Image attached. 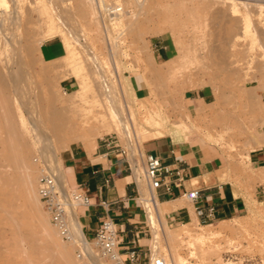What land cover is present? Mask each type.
Returning a JSON list of instances; mask_svg holds the SVG:
<instances>
[{"label": "rangeland", "instance_id": "374dc122", "mask_svg": "<svg viewBox=\"0 0 264 264\" xmlns=\"http://www.w3.org/2000/svg\"><path fill=\"white\" fill-rule=\"evenodd\" d=\"M91 1L0 0V264H81L78 250L92 264H116L101 258L95 239L88 240L86 250L79 242L62 240L42 203L30 194L34 188L39 197L38 181L45 175L67 186L61 177L66 151L74 144L92 147L99 133L100 139L118 141L128 151L142 191L151 192L143 164L145 148L140 152L138 146L171 131L178 136L170 137L175 143L220 156L221 180L233 183L253 205L240 219L213 224L195 220L196 235L214 231L211 243L219 247L204 261L191 256L187 243L178 246L172 241L180 226L168 225L161 216L166 237L149 223L152 236L142 242L147 264L155 235L163 240L151 254L168 264H178V255L169 249L174 247L189 264H212L237 246L263 254L264 202L255 195L264 192V168L253 170L248 159L264 139V0ZM117 6L123 9L117 16L108 14ZM87 7L98 13L95 21ZM172 16H178L177 23ZM246 24L257 39L253 32V38L242 37ZM242 27L246 29L237 33ZM70 32L77 34L78 44L65 41ZM51 40H61L66 54L45 61L40 47ZM155 46L168 48L167 57L155 58ZM172 58L175 62L165 65L168 69L162 65ZM132 77L143 82L141 92L134 90ZM69 78L76 85L67 90L64 81ZM105 89L112 95L120 125L128 130L117 124L120 129L109 131L114 121ZM181 205L191 206L185 201ZM46 219L49 237L41 233ZM68 222L71 226L69 212ZM63 245L65 256L58 250ZM120 251L123 264H130Z\"/></svg>", "mask_w": 264, "mask_h": 264}, {"label": "crops", "instance_id": "0c3cea01", "mask_svg": "<svg viewBox=\"0 0 264 264\" xmlns=\"http://www.w3.org/2000/svg\"><path fill=\"white\" fill-rule=\"evenodd\" d=\"M168 51L166 47L155 46V58H166ZM65 54V45L61 40L45 41L40 47V55L45 61L59 60ZM131 81L136 92L143 90L142 81L134 80V77ZM64 82L67 90L76 85L72 78ZM111 142L100 139L95 148L77 144L70 146L63 158L61 177L70 189L84 186L91 199V205L78 208L77 213L75 211L85 238L94 240L102 222L108 218L119 232L122 242L120 250L135 244L145 252L137 264H147V250L142 242L151 235V227L140 180L135 178L128 151L123 148L126 154H122ZM151 146L153 149L149 150ZM144 148V156H158L170 169L181 167L184 170V182L176 183L172 193L164 189L152 192L164 207L163 217L168 225L181 226L191 223L193 218L200 222L196 214L199 207L207 209L213 206L217 221L241 218L247 209L249 211L251 202L247 203L245 196L235 189L233 183L221 180L223 160L212 151L175 143L172 138L147 141ZM248 163L253 170L264 168V144L250 153ZM195 179L198 182L195 183ZM193 190L200 192V200L191 202L183 197L185 192ZM255 198L264 202V192L257 191ZM182 201L191 206L181 205ZM103 202H106V206L102 205Z\"/></svg>", "mask_w": 264, "mask_h": 264}, {"label": "built area", "instance_id": "2783aa9c", "mask_svg": "<svg viewBox=\"0 0 264 264\" xmlns=\"http://www.w3.org/2000/svg\"><path fill=\"white\" fill-rule=\"evenodd\" d=\"M107 12L110 15L116 14L113 9L107 10ZM111 143L114 144L115 148L120 149L122 154H126V150L120 146L118 141L113 140ZM143 164L145 178L152 192L164 189L170 194L173 192V186L176 183L184 182L183 168L170 169L169 166L164 165L162 159L158 156H144ZM38 194L60 238L66 242H71L72 233L68 222V212L74 208L77 213L78 208L91 205V199L87 195L85 187L79 186L75 189H70L68 186L61 187L54 176L45 175L41 176L38 181ZM183 197L188 201L195 202L200 200L201 195L198 190H193L185 192ZM102 205L106 206V202H103ZM196 214L201 219L200 224H213L217 222L215 208L213 206H208L207 209L199 207L196 209ZM95 241L100 256L103 259L114 258L118 254L117 251L120 250L119 248L122 244L116 225L108 218L102 222L101 228L96 233ZM148 251L150 252L148 264H167L166 260L159 256H156L153 261L151 250L148 249ZM120 252L124 253L130 264H137L141 255H145V252L135 244ZM77 257L81 264H92L87 261V257L80 250L77 251ZM212 264H264V253L253 254L244 252L237 246L225 252L219 260H216Z\"/></svg>", "mask_w": 264, "mask_h": 264}, {"label": "bare ground", "instance_id": "6f19581e", "mask_svg": "<svg viewBox=\"0 0 264 264\" xmlns=\"http://www.w3.org/2000/svg\"><path fill=\"white\" fill-rule=\"evenodd\" d=\"M51 1V0H50ZM88 1V0H87ZM90 1V0H89ZM101 1V0H100ZM165 1V0H164ZM180 1V0H179ZM183 1V0H182ZM186 1V0H185ZM184 1V2H185ZM189 1H191V0H189ZM204 1V0H203ZM212 1V0H211ZM210 1V2H211ZM214 1V0H213ZM248 1V0H247ZM259 1V0H258ZM93 2V0L91 1V3ZM158 2V1H157ZM171 2V1H170ZM173 2V1H172ZM184 2H182V3H184ZM187 2V1H186ZM195 2H196V0H195ZM198 2V1H197ZM90 3V4H91ZM97 3H98V1H97ZM156 3V2H155ZM160 3V2H159ZM191 4V6H192V3L193 2H190ZM204 3V2H203ZM209 3V2H208ZM217 3H218V1H217ZM53 4V3H52ZM87 4H88V2H87ZM162 4V3H161ZM166 4H168V3H166ZM171 4H173V3H171ZM175 4V3H174ZM185 4V3H184ZM194 4V3H193ZM212 4V3H211ZM221 3H219V5H220ZM246 5V7L248 8L249 7V4L248 3H245ZM94 5V4H93ZM198 5V4H197ZM201 5H203V4H201ZM213 5V4H212ZM215 5V4H214ZM88 6V5H87ZM95 6V5H94ZM170 6V5H169ZM172 6V5H171ZM181 5H179V7H180ZM187 6V5H186ZM194 6V5H193ZM198 6H200V5H198ZM119 6H117V7H113L112 9L114 10V12H116L117 14H115L116 16L118 15V12L119 11H122L123 9L122 8H118ZM156 7H158L157 5H156ZM172 7H174V9H176V6H172ZM179 7H178V9H179ZM182 7V6H181ZM180 7V8H181ZM204 7H206V5L204 6ZM208 7V6H207ZM206 7V8H207ZM88 8V7H87ZM90 8V7H89ZM88 8V9H89ZM163 8V7H162ZM188 8H190V6L188 7ZM187 8V9H188ZM194 8V7H193ZM196 8H198L199 9V7H197V6H195V13H196ZM214 8V7H213ZM91 9V8H90ZM191 10H192V8H190ZM201 9V8H200ZM202 9H204V8H202ZM209 9V8H208ZM92 10V13H91V16L90 17H92V15H93V18H94V16H95V14H98V13H95V11H93V9H91ZM181 10V9H180ZM179 10V12H182V11H180ZM182 10H186V9H182ZM191 10H189L188 11V14H190L191 15V13H189ZM194 10V9H193ZM205 10V9H204ZM247 10H249V9H247ZM88 11V10H87ZM177 10H175L174 12L175 13H177L176 12ZM200 11V10H199ZM199 11H197V12H199ZM208 11V10H207ZM173 12V13H174ZM90 13V12H89ZM185 13H186V11H185ZM204 13H205V11H204ZM88 14V13H87ZM180 14V13H179ZM193 14V13H192ZM198 14H200V12L198 13ZM176 15V14H175ZM181 15V14H180ZM197 15V14H196ZM204 15V14H203ZM202 15V16H203ZM205 15H207L206 13H205ZM204 15V16H205ZM97 16V15H96ZM197 16H199V15H197ZM204 16L202 17V18H204ZM178 17V16H177ZM177 17H175V19L173 18V16L171 17L176 23H177ZM186 17H188L189 18V16H186ZM193 17V16H192ZM195 18H196V16H194ZM193 17V18H194ZM207 17V16H206ZM96 19L98 18V17H95ZM95 18L93 19L94 21H95ZM177 18V19H176ZM92 19V18H91ZM179 19H180V16H179ZM199 18L197 17V21H199L198 20ZM205 19V18H204ZM204 19H202L203 21H204ZM184 20V19H183ZM186 20H188V19H186ZM189 20H190V18H189ZM201 20V21H202ZM212 20H214V19H212ZM211 20V21H212ZM173 21V22H174ZM179 21V20H178ZM185 21V20H184ZM193 21V20H192ZM207 21V20H206ZM249 21V20H248ZM181 22V21H180ZM188 22V21H187ZM247 22V21H246ZM97 23V22H96ZM184 23V22H183ZM182 23V24H183ZM192 22H190V24H191ZM198 23V22H197ZM196 23V24H197ZM201 23V22H200ZM198 24V25H201V24ZM203 23V22H202ZM212 23V22H211ZM214 23V22H213ZM212 23V24H213ZM249 23H251V22H249ZM98 24V23H97ZM180 24V23H179ZM204 24V23H203ZM202 24V25H203ZM99 25V24H98ZM173 25V24H172ZM187 25L189 26V24L187 23ZM205 25V24H204ZM216 25H218V24H216ZM175 26H177V24H175ZM182 26H186V25H182ZM206 26V25H205ZM204 26V27H205ZM248 26V24H246V27ZM180 27V25L178 26V28ZM187 27V26H186ZM206 27H208V26H206ZM246 27H244L245 29H246ZM184 28V27H183ZM182 28V29H183ZM193 28H195V27H193ZM243 27L240 29L239 28V31L237 32V33H242L245 29H244ZM249 27H247V29H248ZM181 29V30H182ZM196 29V28H195ZM198 29V28H197ZM247 29L245 30V31H247ZM198 30H200V29H198ZM240 30H242V31H240ZM250 30V28L248 29V31ZM195 32V30L193 29L192 30V32ZM237 31V30H236ZM244 31V33H247V34H243L242 33V37L244 36H246V38L247 37H249L248 36V34L250 35V32H251V35L254 33L253 31H249V33H248V31L247 32H245ZM181 32V31H180ZM191 32V31H190ZM198 32V31H197ZM200 32V31H199ZM253 32V33H252ZM203 33V32H202ZM190 34V33H189ZM255 34V33H254ZM253 34V35H254ZM77 34L75 33V32H70V33H68V35H66V37H65V41L66 42H69V44H71L72 42V44H78V38H77V36H76ZM195 35V34H194ZM197 35V34H196ZM240 34H238V38L240 37L239 36ZM250 35V36H251ZM256 35V39H257V35L258 34H255ZM254 35V36H255ZM200 36H202V35H200ZM203 36H204V34H203ZM203 36H202V38H203ZM253 36V37H254ZM252 36H251V38H253ZM195 38V37H194ZM197 38V37H196ZM201 37H200V39H202ZM241 38V37H240ZM185 39H187V38H185ZM248 39H250V38H248ZM247 39V40H248ZM194 40L195 39H193V42H194ZM183 42L185 43V41L183 40ZM199 42V41H198ZM176 44L178 43H180L179 42V40L178 41H176L175 42ZM195 43V42H194ZM183 44V43H182ZM188 46H189V44H188ZM192 47V46H191ZM241 48V47H240ZM243 48V47H242ZM187 50H188V47H187ZM184 51V52H183ZM184 53H185V50H181V53H180V59L181 60H184V61H182V62H185V58H186V56L184 55ZM173 59V58H172ZM172 59H170V60H168V61H166V62H164V64L162 63V65H170L172 62H175V60L173 61ZM165 66V67H166ZM173 66V65H172ZM167 68V67H166ZM170 68H172V69H174L175 68V66H174V68L173 67H169V70L171 71L172 69H170ZM168 69V68H167ZM172 72V71H171ZM103 87V86H102ZM103 89V88H102ZM104 93H105V98L108 100V105H107V108H109V110H111L112 111V113H111V119L112 120H110V114H109V119H108V117H107V119L108 120H110V121H114V126L110 123V125H112V126H109V131L110 132H113V131H117L118 129H120L119 127L120 126H122V125H120V124H123V122L121 121V119H120V115H118L117 114V112H116V110H114L115 108H114V102L111 100V96L112 95H110V91L108 90V89H105L104 90ZM151 94H153V91H152V93ZM153 96H154V94H153ZM146 99H148V98H146ZM106 109V108H105ZM110 113V112H109ZM100 114H102V112H100ZM102 115H104V114H102ZM101 116V115H100ZM102 120H103V122L105 121V117H104V119H103V117L101 116L100 117ZM101 120V121H102ZM107 120V121H108ZM102 122V123H103ZM107 123V122H106ZM126 123H127V121H126ZM104 124V123H103ZM118 124V128L116 127V125ZM107 125H109V123H107L104 127H106ZM125 126V125H124ZM104 127H103V129H104ZM116 127V128H115ZM126 128L125 129H127L128 127H127V125L125 126ZM107 128V127H106ZM122 128H123V126H122ZM108 129V128H107ZM124 129V128H123ZM124 129V130H125ZM128 130V129H127ZM108 131V130H107ZM109 131L107 132V133H109ZM101 132H102V130H101ZM104 132H106V131H104ZM127 132V135H129L128 134V131H126ZM97 134H98V132H97ZM96 134V135H97ZM95 135V136H96ZM103 137V133H99V135H97L96 137H94V139H93V146L92 147H96V144H97V141H98V139H100V138H102ZM165 138H170V137H172V138H178V136L175 134V133H173V132H171V131H168V132H166L165 133V136H164ZM262 144H264V139H262V142H261ZM139 145V144H138ZM259 146V144H255V146L254 147H258ZM139 148V151L140 150H144V147L142 146L141 147V145H139L138 146ZM92 150V149H91ZM94 152V151H93ZM141 152V151H140ZM50 170V169H49ZM38 171V170H37ZM36 171V172H37ZM63 174V173H62ZM38 175V174H37ZM37 177V176H36ZM31 179V178H30ZM30 179H29V183L32 181H30ZM57 179V178H56ZM194 182L196 183V182H198V179H195L194 180ZM28 183V182H27ZM59 183V182H58ZM139 184H141V183H139ZM30 185V184H29ZM30 187H32L33 188V186H32V184H31V186ZM34 189V188H33ZM32 189V191H34V192H32V193H30V194H32L33 196H35L34 198L36 199V202H38L37 204L39 205V204H41L40 202V198L36 195V191H35V189L33 190ZM143 190V189H142ZM151 190V189H150ZM143 193V200H144V203H145V207H146V210H147V214L149 215V223L152 225V226H154V228L156 229V231L155 232H158V231H164V225H163V223L161 222V216H163L164 215V207H162V205L158 202V200H157V198H156V195H153L152 194V191L150 192V193H147L146 191H142ZM32 195H30V196H32ZM39 195V194H38ZM33 198V197H32ZM167 207V206H166ZM248 208H249V211H252V209H253V205L251 204V203H249V205H248ZM69 215H70V217H71V226H70V228H71V233H72V241L71 242H73V243H80L81 245H82V247L86 250V247H88V245H89V242H88V240L85 238V236H84V234H83V232H82V229H81V224L78 222V220H77V218H76V214H75V209L74 208H72V209H70L69 210ZM156 219H158V227H157V224H156ZM197 219V218H196ZM196 219H192L193 221L191 222V223H186V224H182L178 229H180V230H177V231H180L179 233H177V235H174L173 237H172V241L174 242V243H176V244H178V243H180V244H182V243H187L188 244V249L190 250V252H191V256H193V257H197V258H199L200 259V261H204L205 259H206V255L207 254H211V253H213V252H216L217 251V247L218 246H215V245H213V243H211L212 242V239H213V237L215 238V232L213 233H211V232H209V231H203L202 233H198V235L199 234H202V235H199V236H197L196 234V232H194V230H193V226L195 225V220ZM237 219H240V218H237ZM191 220V219H190ZM48 225H49V221H48V219H46V226L44 227V229H42V231L43 232H41L42 234H43V237H49V236H51V233H50V231H49V229L47 228L48 227ZM70 225V224H69ZM196 226V225H195ZM195 228V227H194ZM31 230V229H30ZM30 230H29V232H28V234H30V233H32V232H30ZM58 233V232H57ZM163 234H164V237H166V235H165V232H163ZM176 234V233H175ZM59 235V234H58ZM219 235V234H218ZM42 236V235H41ZM163 240V238L160 236V235H155L154 236V239H153V241H152V244H151V250H152V252H156L157 250H158V242H160V241H162ZM187 240V241H186ZM186 244V245H187ZM175 246V245H174ZM178 246H179V244H178ZM170 247H172V246H170ZM219 248V247H218ZM170 250H172V252L173 253H171V254H177L178 255V257H177V261H178V264H189L187 261H185V259H183L180 255H179V253L177 252L176 253V251H177V249H176V247H174V248H169ZM58 250H59V253L61 254V256H65V253H66V251H65V248H64V245L63 246H59L58 247ZM175 252V253H174ZM169 253H170V251H169ZM176 256V255H175ZM173 258H174V256H172ZM155 258H156V255H153L152 256V260L154 261L155 260ZM113 260H114V262L116 263V264H123V262H122V259H121V257L118 255V254H116V256L114 257V258H112ZM175 259H176V257H175ZM177 261H175V262H177ZM166 263L168 264L169 262H167L166 261Z\"/></svg>", "mask_w": 264, "mask_h": 264}]
</instances>
